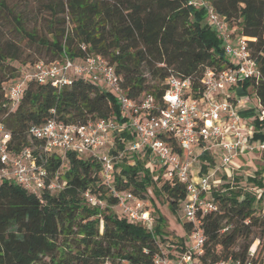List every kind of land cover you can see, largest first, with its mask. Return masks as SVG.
Returning a JSON list of instances; mask_svg holds the SVG:
<instances>
[{
	"label": "trees",
	"instance_id": "16d2710c",
	"mask_svg": "<svg viewBox=\"0 0 264 264\" xmlns=\"http://www.w3.org/2000/svg\"><path fill=\"white\" fill-rule=\"evenodd\" d=\"M208 1L250 39L259 77L240 81L236 87L256 97L260 115L264 111V0ZM25 42L46 63L65 57L76 60L87 53L101 55L114 66L122 89L132 99L141 95L160 99L171 73L190 78L197 96L204 67L223 70L231 65L203 9L188 6L187 0H0V125L10 134L12 152L27 147L35 155L40 143L28 138L30 126L50 118L67 124L119 119V111L113 94L82 79L61 89L29 82L20 102L9 111L4 83L19 75L18 66L42 61L27 60ZM259 115L251 124L252 140L264 144V119ZM121 136L133 139L126 133ZM116 144L121 150L118 139ZM131 158L132 165L126 157L116 165L115 189L144 200L152 187L176 209L186 197L184 186H173L161 177L154 180L155 173L145 169L143 157ZM66 160V187L58 193L36 196L19 185L0 183V264H155L158 255L172 258L184 252L185 241L168 236L160 215L152 212L154 226L147 231L118 211L93 157L67 153ZM204 160L213 164L202 154L200 161ZM60 165V159L50 158L45 168L53 173ZM256 174L246 182L256 187L258 196L233 190L236 173L223 175L220 186L212 190L218 210L201 219L206 241L203 255L194 264L245 259L255 240H259L258 251L263 250L264 214L257 215L256 207L264 202V183ZM86 191L103 206L89 205L83 196ZM224 228L228 229L221 232ZM184 229L188 234L186 222Z\"/></svg>",
	"mask_w": 264,
	"mask_h": 264
},
{
	"label": "built area",
	"instance_id": "2783aa9c",
	"mask_svg": "<svg viewBox=\"0 0 264 264\" xmlns=\"http://www.w3.org/2000/svg\"><path fill=\"white\" fill-rule=\"evenodd\" d=\"M187 5L203 9L206 23L221 39L231 63L223 70L204 67L197 96H194L190 78L171 73L165 80L166 88L160 99L150 95L132 99L122 89L121 76L115 72L114 66L101 55L88 53L76 60L65 57L51 63L37 61L18 66L19 75L3 86L9 111L20 102L29 82L50 84L61 89L82 79L114 95L119 119L67 124L50 118L41 125L30 126L28 138L40 143L36 155L27 147L12 152L9 149L10 134L0 125V183L5 181L19 185L36 196L42 192L58 193L66 187L63 169L67 165V153L82 158L93 157L100 166L101 182L117 200L118 211L129 222L152 231L154 217L148 210L147 202L129 191H117L113 183L118 172L116 165L124 157L129 159L137 154L150 162L155 158L158 167L147 166L146 169L155 173L154 180L161 177L173 186L176 183L184 186L186 197L181 201V207L184 221L190 225L184 252L172 258L158 255L154 258L155 264H194L196 258L203 255L206 238L200 227L201 219L218 210L211 193L219 186L212 179L220 167L236 170L238 158L251 155L255 150L264 151V144L252 140L251 125H243L236 110L240 104L236 96L238 82L252 78L257 80L259 77L256 58L248 46L250 39L230 26L208 0H187ZM81 48L85 50L83 45ZM259 119H264V111ZM125 133L133 139L123 138L121 135ZM116 139L122 144L121 150L117 148ZM202 154L212 159L213 164L204 160L199 168L196 167L195 160L200 161ZM50 158L61 161L59 169L53 173L45 168ZM215 160L220 166L215 167ZM159 172L161 175L157 176ZM224 175L232 176L229 173ZM249 193L258 196L260 192ZM83 196L89 205L103 206L89 191ZM252 244L245 259L230 257L213 264H264V248L258 251L259 240Z\"/></svg>",
	"mask_w": 264,
	"mask_h": 264
},
{
	"label": "rangeland",
	"instance_id": "374dc122",
	"mask_svg": "<svg viewBox=\"0 0 264 264\" xmlns=\"http://www.w3.org/2000/svg\"><path fill=\"white\" fill-rule=\"evenodd\" d=\"M22 46L24 48V55H28L27 60H37L39 56L34 53V48L30 46L29 43H22ZM42 59V58H39ZM46 58H43L42 61H45ZM146 77L150 80V77L146 75ZM155 84V82H151ZM237 99L240 101V109L236 108L243 125H251L256 116L259 115V107L256 97L253 94H249L248 92H243L240 88H237L236 93ZM240 111V112H239ZM249 114L245 117H243L244 114ZM129 157V156H128ZM133 157V156H131ZM129 157V164L132 165L133 158ZM144 159V167L145 169L147 166L150 167H158L157 161L155 158H152V161L146 159V157H143ZM237 162L235 164H238V168L236 170H226L223 167H220L215 177L212 179L215 181V183H218L217 185L220 186L222 183V176L226 173H229L231 175L236 173L238 177V180H235L233 182V190L239 191H256V187H253L252 184H248L246 182V178L248 177H256V172L259 173L260 178L263 180L264 183V151L255 150L251 155H246L244 157L238 158ZM215 167L220 166L219 161L215 160ZM196 167H200L202 165V162L198 159L195 160ZM197 169V168H196ZM149 171L148 169H146ZM161 175V172L157 173V176ZM220 183V184H219ZM145 202H147L148 210L152 214L155 213L156 215H160L166 222L165 231L167 232L168 236L171 238H174L175 240L177 238H181L182 240L186 241L187 234L184 229V218L182 213V202L178 203V207L176 209H173L170 204L166 201L165 197L163 195H156L152 189V187H149L147 189V195L144 199ZM264 214V202H262L260 205L256 207V213ZM153 214V215H155ZM254 244V242H253ZM252 244V245H253ZM167 247V246H166ZM169 249V248H168ZM238 248L235 247V250Z\"/></svg>",
	"mask_w": 264,
	"mask_h": 264
},
{
	"label": "crops",
	"instance_id": "0c3cea01",
	"mask_svg": "<svg viewBox=\"0 0 264 264\" xmlns=\"http://www.w3.org/2000/svg\"><path fill=\"white\" fill-rule=\"evenodd\" d=\"M240 106H241V104L237 105L236 108H237V109H238V108L240 109ZM239 112H240V111H239ZM247 115H249V114H246V113H245V114L243 115V117H245V116H247Z\"/></svg>",
	"mask_w": 264,
	"mask_h": 264
}]
</instances>
